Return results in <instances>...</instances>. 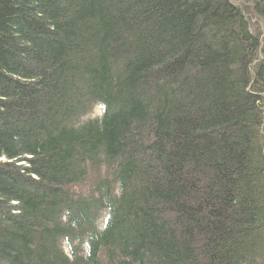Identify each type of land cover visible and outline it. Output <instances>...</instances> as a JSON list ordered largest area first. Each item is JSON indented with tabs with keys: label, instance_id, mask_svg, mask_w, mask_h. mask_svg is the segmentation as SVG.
<instances>
[{
	"label": "trees",
	"instance_id": "obj_1",
	"mask_svg": "<svg viewBox=\"0 0 264 264\" xmlns=\"http://www.w3.org/2000/svg\"><path fill=\"white\" fill-rule=\"evenodd\" d=\"M242 2L0 0V264H264Z\"/></svg>",
	"mask_w": 264,
	"mask_h": 264
},
{
	"label": "rangeland",
	"instance_id": "obj_2",
	"mask_svg": "<svg viewBox=\"0 0 264 264\" xmlns=\"http://www.w3.org/2000/svg\"><path fill=\"white\" fill-rule=\"evenodd\" d=\"M235 5H240L242 6L244 2H242V0H231ZM252 22H253V28L255 30H259V32H264V21L260 20L259 18L256 17H252ZM253 29V30H254ZM263 40V39H262ZM263 44H261V48L263 49ZM262 57V54H261ZM101 109L99 106H95L94 110L92 111V113L90 114V116H99L101 114ZM90 180H88L87 182H89Z\"/></svg>",
	"mask_w": 264,
	"mask_h": 264
},
{
	"label": "bare ground",
	"instance_id": "obj_3",
	"mask_svg": "<svg viewBox=\"0 0 264 264\" xmlns=\"http://www.w3.org/2000/svg\"><path fill=\"white\" fill-rule=\"evenodd\" d=\"M103 172V169H100V170H96V172H94L95 174H100ZM102 176V175H101Z\"/></svg>",
	"mask_w": 264,
	"mask_h": 264
}]
</instances>
